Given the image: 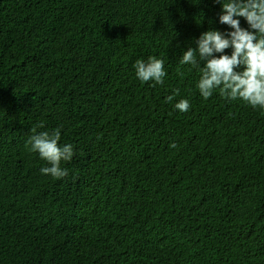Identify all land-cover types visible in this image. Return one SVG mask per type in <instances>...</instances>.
I'll use <instances>...</instances> for the list:
<instances>
[{
    "label": "trees",
    "instance_id": "obj_1",
    "mask_svg": "<svg viewBox=\"0 0 264 264\" xmlns=\"http://www.w3.org/2000/svg\"><path fill=\"white\" fill-rule=\"evenodd\" d=\"M220 12L0 0V264H264V109L204 99L180 63L202 32L229 30ZM150 56L163 85L135 76ZM41 121L73 145L63 178L26 146Z\"/></svg>",
    "mask_w": 264,
    "mask_h": 264
},
{
    "label": "clouds",
    "instance_id": "obj_2",
    "mask_svg": "<svg viewBox=\"0 0 264 264\" xmlns=\"http://www.w3.org/2000/svg\"><path fill=\"white\" fill-rule=\"evenodd\" d=\"M221 4L219 23L228 26V31L217 29L202 32L196 39L197 47H189L183 52L180 63L191 65L200 72L197 88L204 99L210 98L218 89L221 96L228 100H243L253 108L264 109V0H227ZM247 27L241 25V19ZM231 49L228 54L225 50ZM219 54V55H217ZM201 62H203L201 66ZM164 60L155 56L136 60L135 76L142 83L152 82L163 85L167 75ZM179 94L175 89L166 100L172 102ZM182 113L188 112L191 104L181 99L174 105ZM39 122L31 131L26 142L29 150L37 152L49 167L41 169L42 174L63 178L67 168L61 166L74 155L72 144L60 145V130L37 132L43 128ZM170 147L175 148V143Z\"/></svg>",
    "mask_w": 264,
    "mask_h": 264
}]
</instances>
